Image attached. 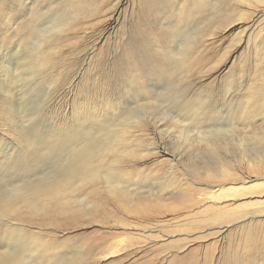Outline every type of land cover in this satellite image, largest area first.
<instances>
[{
    "label": "rangeland",
    "instance_id": "obj_1",
    "mask_svg": "<svg viewBox=\"0 0 264 264\" xmlns=\"http://www.w3.org/2000/svg\"><path fill=\"white\" fill-rule=\"evenodd\" d=\"M5 1L0 0V86L10 89L14 80L9 79L22 77L19 94L13 91L3 99L0 92V193L36 180L38 173L48 180L66 170L63 164L71 150L62 146L36 151L39 146L28 145L25 134L38 139L55 132L70 136L69 127L84 125V133L71 144L75 147L83 135L111 142L119 130L127 129L122 147L138 151L132 158L118 153L126 163L120 162L126 199L103 191L107 205L98 212L88 208L76 216H44L24 210L2 216L0 239L7 243L0 253L40 264H264V217L231 221L223 214L213 219L223 207L238 215L253 210L257 206L249 202L252 196L217 204L210 198L224 182L222 187L236 188L242 185L239 179L264 175L250 160L263 154L264 142L256 145L246 137L244 147L236 139L209 145L199 133L232 127L240 116L236 108L244 103L248 65L264 53L258 50L264 37V3L250 6L244 0L238 12L235 1L228 0L225 5L237 10L220 25L216 4L221 0H204L205 7H196L204 15L185 20L175 13L189 0H21L11 10ZM32 6L40 9L38 14L30 11ZM258 16L256 25H261H252ZM60 17L72 29L60 31L65 41L52 53L51 64L19 65L26 54L37 52L34 36L41 25ZM188 50L193 53L187 62L190 71L179 63ZM10 65L21 69L8 75ZM9 102L12 110H3ZM196 105L199 116L189 124L184 116H192L195 112L189 109ZM35 109H40L35 117L19 122L17 112ZM253 119L241 136L264 128V119L256 124L258 119ZM22 123L21 131L17 125ZM108 158L106 164L112 166L114 156ZM223 164L231 176L208 174ZM257 221L262 224L254 227L256 244L250 249L247 234ZM8 224L9 230L3 231Z\"/></svg>",
    "mask_w": 264,
    "mask_h": 264
},
{
    "label": "bare ground",
    "instance_id": "obj_2",
    "mask_svg": "<svg viewBox=\"0 0 264 264\" xmlns=\"http://www.w3.org/2000/svg\"><path fill=\"white\" fill-rule=\"evenodd\" d=\"M20 1L21 0H6L5 1L6 9L9 7L8 9L11 10L10 5L13 3L20 4ZM189 1L190 4L187 5L186 7H183V9H181V7H179L178 9L174 7L177 11V13L175 14L178 15L179 19L181 20H185V18H191L192 16L202 17L204 15V12L199 11L198 9L196 12V7L198 8V5L205 7L207 5L206 1L204 0H189ZM221 1L222 2H220L219 4H216V7H218L216 14H218L219 24L223 25L227 23L229 18L232 17L231 15L234 12V10L236 11L239 5L244 0H234L237 9L233 8L232 10L231 8L227 7L228 5H225V3L228 0H221ZM245 1H247V3H249L248 5L250 6H252V4H254L255 6V4H258L257 2L264 3V0H245ZM79 4H81V2H79ZM191 8H194L193 11L191 10ZM31 10L32 12H35V14L36 13L38 14V12L40 11V9H37L36 6H32L30 8V11ZM181 10H184L186 15L182 14ZM251 10H254V8L252 7L250 11ZM239 11L240 9H238V12ZM261 14H264V10L261 12ZM259 17L260 16H258L257 19H254L252 21V25H256ZM9 24L11 28L15 27V24L13 22L10 21ZM70 25L71 23H69L66 20V18L63 19L62 17L56 19L54 18L52 21L48 22V24L45 26L41 25V28H39V32L34 36L35 42L33 43V45L37 52L32 55L26 54L24 57L22 56L23 60L21 59L22 60L21 62L23 63L19 65H22L24 68V66H28L34 62H38L41 66H43L44 64L46 65L51 64V62L49 61L51 60L52 53L56 51H60L65 41V35H62L60 31L66 30L65 29L66 27L71 28ZM260 25L261 24L258 23L256 26H260ZM260 31L261 32L264 31V26ZM258 43L260 45V48L258 50L261 52V50H264V37H262V40ZM191 48L192 47H189V49ZM184 53L185 54L181 59L182 61L179 63L182 62L185 63V65L183 64L184 66L182 67L189 70L192 68V65L188 63L191 62L193 53L192 50H188V52L184 51ZM260 56H261L260 59H256L255 61L251 60V63L250 61H248V63H250V65L247 64L249 66L247 69L249 71V76L248 79L246 78L247 86L245 85L246 88L244 89V92L242 94L243 97L242 99H244V103L243 104L239 103V105L236 108L238 111V114H236L237 117L238 115H240L238 119L235 118L237 119L235 123H233L232 127H229L227 129H221L218 130V132H210L207 134L199 132L202 135V138L200 137L202 141L206 142L209 145L213 144V142L216 143L220 142L228 145L233 143V141H235L236 139V141H239L238 146L240 147L242 146L244 147L245 145L244 142L246 141V137H249L250 140L256 141V143H254L256 145L261 146L262 142H264V130H263L264 128H262L261 131H257L258 129L257 128L253 133L247 134L245 136H241L243 129H246L247 131L248 128L250 127L248 123V120L250 118H254L253 120H256L255 118L258 119L257 121H255V124L256 122L258 123L260 120L264 119V53H262ZM6 62L7 64L9 63L8 61ZM2 63L4 64L5 62L3 61ZM16 65L14 66L10 65L9 68L7 67L6 73H8L9 75L10 72L11 73L17 72V68L19 69L21 66L19 67ZM255 75L256 78L259 77L260 79L258 78L259 80H257L255 78ZM20 77H22V75L19 74L18 77L16 76L14 78L9 79V81L14 80L13 82L14 86L11 85L10 89H7V85L6 88L0 86L1 97L3 99L10 98L11 92L13 93V91H15V94L20 93L21 79L18 80V78ZM197 107L198 105L194 107L195 110L189 109L195 112L192 116L191 115L187 116L188 114L184 116V118L187 119L189 124L192 122L194 116H199V112H197V110L199 109H197ZM3 110L11 111L12 110L11 103L9 102L6 107H3ZM39 110L36 111L35 109V111L32 110L31 113H23V114L21 112H17L16 115L20 120L19 122H26L28 120L30 121L32 117H35L36 115L35 113L38 112ZM16 115L14 114V116ZM139 117L140 119L142 118L141 116ZM23 124L24 123L17 125V127L21 131L25 128ZM255 126L257 127V125ZM101 127L102 125L98 126L99 129ZM86 128L87 127L84 125H81L79 127L71 126L68 128V132L71 133L70 136H67L65 133L64 134L62 133L63 134L62 136L61 134L56 132L55 133L52 132L53 135L48 133L47 137L44 135V137L41 136L42 138L40 137L39 139L38 137H35L33 135L29 136L27 134L29 137H27L26 134L24 135V138L28 141V142L26 141L28 145L39 146L36 151H38L39 149H47V148H49L50 150L52 149L56 150L61 148L62 146H66L69 151L71 150L68 158H66L65 163L63 164L65 166L64 169L66 170L65 172L61 173L58 176L56 175L52 176L48 180H42L44 177H41L40 173H38L36 174V176H38L36 180H31V182L25 184L24 186H18L13 191H10L8 193L7 192L0 193V217L8 216L11 214H20L24 210L35 215L49 216L53 214H59V215L76 216L78 214L85 213L88 208L90 212H98V210H100L101 208L103 209L105 205H107L106 200L103 199V196L110 195L112 197L126 199V195H127L125 191L126 188L124 186V183H122V178L124 174L121 170V167L124 169V166H122L120 162H122V164H126V163L124 162L125 161L124 157L121 156V154H124V156L131 155L132 158V156H135L136 152L138 151L136 150L133 153L132 149H127L122 147L123 143L128 140L127 133L130 131L127 129H121L111 138V142H101V143L95 142L94 138L90 136L83 135V139L77 142L76 143L77 145L75 147H72L71 144L73 140L78 138V136H80L81 134H83ZM141 131L142 129H140L139 132ZM190 136L188 138V141L190 139ZM24 138L21 140H25ZM244 149L245 150L242 149V152L246 156H248L249 154L248 149L247 148ZM110 154L114 156V158H112L111 160L112 166L106 164L107 160H110L108 158ZM250 160L254 162L253 165L255 167L257 168L261 167L264 169V152L262 155H254V157H251ZM224 166L225 165L223 164V166H220V169L217 172H208V174L214 176L218 175L222 179H226L227 176H229L230 174L227 172V168L223 169ZM215 173L217 174L215 175ZM251 180L253 181L262 180V182H259L258 184H253L252 186L247 185V183ZM263 181H264V175H258L255 178L250 177L249 180L239 179L237 183H241L242 185L236 188H228V187L224 188L226 186L222 187L223 185L227 184L225 182L224 184L219 185L220 187H218L216 190L211 192V196H210V198H212V200H214L216 204L222 202V199L236 200L237 198L252 196L254 200H252V202L251 201L249 202L255 204L257 207L243 215H238V213L235 212L232 208L226 209L223 207L217 211V215L214 218L212 217L215 220V222L216 220H220L222 217H225L222 216L223 214H225L226 217H231L232 218L231 221H235L240 218L255 219L258 217H264V182ZM230 183H234V182H230ZM82 189H84L83 191H85V193H83V195L80 196L79 193L82 192L81 191ZM103 191L106 192V195H101ZM148 193H150L149 195L154 196L151 190H148ZM140 197H142V193L138 194V198ZM230 222H227V224L221 226V228L229 226L228 223ZM260 224H262V221H257L256 223L254 222L252 228L249 229L247 237L249 241L248 246L250 249H253V247H255L254 245L256 244V240L255 241L252 240V237L255 234L254 227L261 226ZM11 225L12 224L6 225L3 231H8ZM260 234L262 233H259V235ZM263 247H264V240H263ZM37 258L42 259V255L38 253ZM0 264H40V261L27 262L18 255H13L10 253L9 254L0 253ZM51 264H58V262H53Z\"/></svg>",
    "mask_w": 264,
    "mask_h": 264
},
{
    "label": "snow or ice",
    "instance_id": "obj_3",
    "mask_svg": "<svg viewBox=\"0 0 264 264\" xmlns=\"http://www.w3.org/2000/svg\"><path fill=\"white\" fill-rule=\"evenodd\" d=\"M0 135H2V133H0ZM160 151H161V152H163V151H164V149H163V148H161V149H160ZM6 243H7V241H6V240L0 239V247H4Z\"/></svg>",
    "mask_w": 264,
    "mask_h": 264
}]
</instances>
